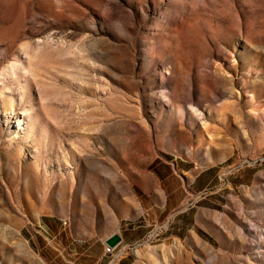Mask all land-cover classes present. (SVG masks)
<instances>
[{
    "label": "rangeland",
    "instance_id": "374dc122",
    "mask_svg": "<svg viewBox=\"0 0 264 264\" xmlns=\"http://www.w3.org/2000/svg\"><path fill=\"white\" fill-rule=\"evenodd\" d=\"M164 157L218 178L163 222ZM69 263L264 264V0H0V264Z\"/></svg>",
    "mask_w": 264,
    "mask_h": 264
},
{
    "label": "crops",
    "instance_id": "0c3cea01",
    "mask_svg": "<svg viewBox=\"0 0 264 264\" xmlns=\"http://www.w3.org/2000/svg\"><path fill=\"white\" fill-rule=\"evenodd\" d=\"M158 164L156 165L155 175L159 182L160 193L155 194L153 197L148 196L147 202H143V210L146 216L151 217L159 214V217L164 216L165 219L174 211L180 209L183 203L189 196L194 194H201L208 190L218 178V174H213L212 167L199 169L197 163L192 161H185L177 157L173 158H158ZM157 192V191H155ZM165 197L163 203L158 201L161 195ZM195 206H191L190 209L178 212L173 220L172 228L163 232H168V237L181 238L183 231H190L189 227H194L197 223V219L192 220L189 210H193ZM56 222L52 221L51 225L54 226ZM146 226H151L149 223ZM50 226L44 224V231L49 233ZM141 226H135L131 223L126 224L120 232L122 243L120 246H130L138 243L144 239L148 233L141 231ZM115 234L110 235L107 239ZM118 235V234H117ZM54 239V238H53ZM74 264V263H69Z\"/></svg>",
    "mask_w": 264,
    "mask_h": 264
},
{
    "label": "water",
    "instance_id": "95a60500",
    "mask_svg": "<svg viewBox=\"0 0 264 264\" xmlns=\"http://www.w3.org/2000/svg\"><path fill=\"white\" fill-rule=\"evenodd\" d=\"M121 243H122V238L117 234L113 235L112 237L106 240V245L111 248L118 247L121 245Z\"/></svg>",
    "mask_w": 264,
    "mask_h": 264
},
{
    "label": "built area",
    "instance_id": "2783aa9c",
    "mask_svg": "<svg viewBox=\"0 0 264 264\" xmlns=\"http://www.w3.org/2000/svg\"><path fill=\"white\" fill-rule=\"evenodd\" d=\"M64 224H66V222ZM119 247L120 246L115 247V248H111V247H109L107 245L105 246V253H106V255H108L109 257L112 258V261L117 259V257H118L117 250H118Z\"/></svg>",
    "mask_w": 264,
    "mask_h": 264
}]
</instances>
